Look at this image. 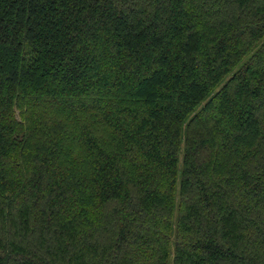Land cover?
Returning <instances> with one entry per match:
<instances>
[{
	"label": "trees",
	"instance_id": "trees-1",
	"mask_svg": "<svg viewBox=\"0 0 264 264\" xmlns=\"http://www.w3.org/2000/svg\"><path fill=\"white\" fill-rule=\"evenodd\" d=\"M0 264H264V0H0Z\"/></svg>",
	"mask_w": 264,
	"mask_h": 264
},
{
	"label": "rangeland",
	"instance_id": "rangeland-1",
	"mask_svg": "<svg viewBox=\"0 0 264 264\" xmlns=\"http://www.w3.org/2000/svg\"><path fill=\"white\" fill-rule=\"evenodd\" d=\"M170 260H171V258H170Z\"/></svg>",
	"mask_w": 264,
	"mask_h": 264
}]
</instances>
